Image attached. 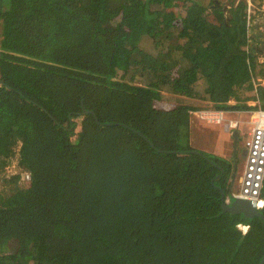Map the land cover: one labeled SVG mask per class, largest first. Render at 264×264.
<instances>
[{"label":"trees","instance_id":"trees-1","mask_svg":"<svg viewBox=\"0 0 264 264\" xmlns=\"http://www.w3.org/2000/svg\"><path fill=\"white\" fill-rule=\"evenodd\" d=\"M254 13L248 0H0V172L17 159L0 264H260L264 206L224 211L235 168L191 141L194 109L264 108Z\"/></svg>","mask_w":264,"mask_h":264},{"label":"built area","instance_id":"built-area-1","mask_svg":"<svg viewBox=\"0 0 264 264\" xmlns=\"http://www.w3.org/2000/svg\"><path fill=\"white\" fill-rule=\"evenodd\" d=\"M252 6L253 3L248 0V18L255 12ZM262 83L264 85V81ZM191 114L210 123L223 124L227 130L240 127L238 120L226 118V110L201 108L192 110ZM245 148L247 160L242 179V189L236 197L254 199L257 200L258 204L263 205V200H260V189L264 178V108L250 111V130L245 140ZM244 195H249V197ZM240 227L246 231L248 225H240Z\"/></svg>","mask_w":264,"mask_h":264},{"label":"rangeland","instance_id":"rangeland-1","mask_svg":"<svg viewBox=\"0 0 264 264\" xmlns=\"http://www.w3.org/2000/svg\"><path fill=\"white\" fill-rule=\"evenodd\" d=\"M223 2H225V0H223ZM227 2V0H226ZM258 12L257 13H262V11H260L259 9H262V7L260 8L259 5L256 6ZM256 13V14H257ZM261 17L259 15L256 16V20L258 19V21H260L262 23V28L264 30V14H261ZM259 29L261 30V28L259 27ZM263 34L260 36V39L262 40V44H260L258 46V44L253 43V46H258L257 48L261 49V55H264V47H262V45L264 44V31ZM255 34V33H254ZM256 35V34H255ZM253 39H251L252 42ZM256 44V45H254ZM260 54V53H259ZM264 58V57H263ZM262 81H264V78L262 79ZM176 104V100L173 96V94H171L169 91H164V95H163V99L161 101V105L166 106V107H171L172 105ZM201 108H205V106H202ZM193 126H195V129L198 132V135L202 136V139L204 140V145L202 144H196L197 146H200L201 148H203L205 151H209L212 152L216 155L219 154L220 155H228V158L231 156V150L233 148V138H232V132H228L224 129V125H215V124H207L205 122H202V120L198 117V116H194L193 117ZM250 119V116H249ZM200 124V125H199ZM249 129H245L243 131V139L246 138V136L248 135V131ZM244 146H245V140H244ZM242 146H239V148H241ZM238 155H240V157L242 158L241 160V164L239 165V169L237 170V178L235 179V187L237 189L240 188L241 186V180H240V174H242L241 172L243 171L244 167H245V158L242 157V155L239 153ZM247 160V159H246ZM17 159H13L9 162V164L6 166V172L1 173L0 172V186L3 183V180L5 178V176H8L11 173L16 172L17 170ZM9 173V174H8ZM239 173V174H238ZM227 200L229 201L230 198L227 196L226 197Z\"/></svg>","mask_w":264,"mask_h":264},{"label":"crops","instance_id":"crops-1","mask_svg":"<svg viewBox=\"0 0 264 264\" xmlns=\"http://www.w3.org/2000/svg\"><path fill=\"white\" fill-rule=\"evenodd\" d=\"M259 7L260 8L262 7V9H259L260 11H262V13L261 12L260 13L264 14V1L261 2V5ZM256 13H257V11H256ZM256 13H255V15H256ZM260 13H257L258 17L260 15ZM260 17H261V15H260ZM258 19L256 20V18H254V21H253L254 24L252 25V28L253 27L256 28V35L255 36L257 38H260V36L263 34V32H261L263 30V28H262V23L260 21H258ZM259 27L261 28V30L259 29ZM261 43H262V41H261ZM259 45H260V43H259ZM258 46H256V47H258ZM259 56H260V61L264 62V58H263L264 55H261V53H260ZM259 79H263V78H259ZM252 103H254V102H252ZM206 107L214 108L212 103H210V106H206ZM194 110H196V109H194ZM250 111L251 110H249V111H226L227 115H225L227 119L238 120L240 122V127L236 128V129H233L234 131L233 130H227L226 127L224 126V129L226 131H228L229 133L233 131V133H232V135H233L232 136V138H233V148L231 150V156L229 158H228V155H220L221 157H223L226 160H228L230 162V164H232V166L235 168V170H233V172L235 171V173L233 174V177H232L234 179V181L232 180L233 182H235V179L237 178V173L236 172L239 169V165L241 164V160H242L240 155H238L239 153L242 155V157L245 158V164H246L247 152H246V148L244 146V140H246L247 136H246L245 139H243V131L245 129H249L250 128V119H249ZM191 116H192L191 117V127H192L191 141H192V144H193L194 147H196V148H198L200 150H204L200 146L196 145V144H202L203 146H205L204 145V140L202 139V136L198 135V132L195 129V126H193V119H194L193 117L194 116L193 115H191ZM202 122H205L207 124H215V125H222L223 126V124L210 123V122H207V121H204V120H202ZM239 146H242V147L239 148ZM207 152H209V151H207ZM244 170H245V167H244L243 171L241 172L242 174H240L241 186H240L239 189H237L235 187V183H234L232 194H231V196H228L230 198V200H233L234 198H236V195L241 192Z\"/></svg>","mask_w":264,"mask_h":264},{"label":"water","instance_id":"water-1","mask_svg":"<svg viewBox=\"0 0 264 264\" xmlns=\"http://www.w3.org/2000/svg\"><path fill=\"white\" fill-rule=\"evenodd\" d=\"M250 32L251 34L255 35L256 28L255 27L251 28ZM252 39H253L252 43H256L254 38ZM258 40L262 41L260 38H258ZM222 198H223L224 211H228L233 214H241L244 218H253L255 215H259L263 217L262 213H260L259 209L257 208V200L236 197L233 200L228 201L227 198L225 197V193H223ZM260 264H264V259Z\"/></svg>","mask_w":264,"mask_h":264},{"label":"clouds","instance_id":"clouds-1","mask_svg":"<svg viewBox=\"0 0 264 264\" xmlns=\"http://www.w3.org/2000/svg\"><path fill=\"white\" fill-rule=\"evenodd\" d=\"M200 109H201V108H200ZM249 199H250V198H249ZM253 200H254V199H253ZM260 200H263V205H262L261 203H260V204H261V205H260V204H258V202H257V208H258V209L263 208V206H264V199L260 197ZM230 201H231V200H230ZM240 225H246V224H240ZM240 225H239V227H240ZM240 228H241V227H240ZM248 228H249V226H248ZM248 228H247V230H248ZM241 229H242V228H241ZM242 230H243V229H242ZM247 230H246V231H247ZM243 231H244V230H243ZM246 231H244V232H246Z\"/></svg>","mask_w":264,"mask_h":264},{"label":"bare ground","instance_id":"bare-ground-1","mask_svg":"<svg viewBox=\"0 0 264 264\" xmlns=\"http://www.w3.org/2000/svg\"><path fill=\"white\" fill-rule=\"evenodd\" d=\"M258 11V10H257ZM255 14V13H254ZM244 196H246V197H249V195H244Z\"/></svg>","mask_w":264,"mask_h":264},{"label":"flooded vegetation","instance_id":"flooded-vegetation-1","mask_svg":"<svg viewBox=\"0 0 264 264\" xmlns=\"http://www.w3.org/2000/svg\"><path fill=\"white\" fill-rule=\"evenodd\" d=\"M260 44H262V43H260ZM262 47H264V44L262 45Z\"/></svg>","mask_w":264,"mask_h":264}]
</instances>
